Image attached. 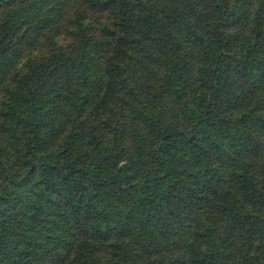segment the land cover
Listing matches in <instances>:
<instances>
[{
  "label": "trees",
  "instance_id": "obj_1",
  "mask_svg": "<svg viewBox=\"0 0 264 264\" xmlns=\"http://www.w3.org/2000/svg\"><path fill=\"white\" fill-rule=\"evenodd\" d=\"M0 264H264V0H0Z\"/></svg>",
  "mask_w": 264,
  "mask_h": 264
},
{
  "label": "rangeland",
  "instance_id": "obj_2",
  "mask_svg": "<svg viewBox=\"0 0 264 264\" xmlns=\"http://www.w3.org/2000/svg\"><path fill=\"white\" fill-rule=\"evenodd\" d=\"M76 6H77V4L73 8H75ZM98 17H99V15H98ZM71 18H72V12H71V9H68V11L65 13L63 20L61 21V23L56 28L58 30L57 31L58 35L63 39L62 41L64 43L68 42L67 44L71 43L69 41L70 40L72 41L73 30H74V23H73V21H71ZM24 53H26V52H24Z\"/></svg>",
  "mask_w": 264,
  "mask_h": 264
}]
</instances>
